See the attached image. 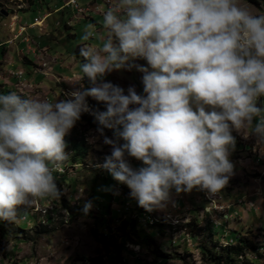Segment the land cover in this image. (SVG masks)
I'll return each instance as SVG.
<instances>
[{
  "label": "clouds",
  "instance_id": "clouds-1",
  "mask_svg": "<svg viewBox=\"0 0 264 264\" xmlns=\"http://www.w3.org/2000/svg\"><path fill=\"white\" fill-rule=\"evenodd\" d=\"M102 23L108 36L99 47L79 48L80 80L95 86L55 103L0 93V218L15 221L20 206L61 196L53 173L69 159L65 137L90 111L89 96L106 104L92 113L111 147L103 167L148 211L165 207L173 190L223 189L234 175L233 131L250 128L264 143V15L239 0H113ZM95 36L90 23L81 39ZM136 58L151 68L136 66L145 95L97 84Z\"/></svg>",
  "mask_w": 264,
  "mask_h": 264
},
{
  "label": "rangeland",
  "instance_id": "rangeland-1",
  "mask_svg": "<svg viewBox=\"0 0 264 264\" xmlns=\"http://www.w3.org/2000/svg\"><path fill=\"white\" fill-rule=\"evenodd\" d=\"M25 1L0 0V45L5 44L0 48V93L16 92L25 98L55 103L70 99L69 93L81 84L85 88L95 86L91 81L86 85L87 77L80 80L83 76L80 66L85 61L80 57L79 48L84 44L99 47L102 38L108 36L102 22L103 12L111 4L106 5L105 0L104 3L103 0H78L81 7L92 3L101 6L99 12L102 13H93L94 10L90 13L91 16L98 15V24L95 25L86 15L67 6V0H38L29 10H24ZM65 3L67 8L48 20L49 30L40 34L31 32L34 37L40 35L37 43L52 48L50 54L43 51L40 63L31 66L25 58L36 62L37 53L40 55L41 52H36V55L29 53L27 46L14 41L15 22L21 19L25 24L33 23L36 17L48 12L50 6L55 9ZM239 3L255 15H264V0H239ZM2 10L8 12V16L2 14ZM70 20L72 29H66L65 25ZM90 23L95 25L96 36L83 41L81 37ZM53 35L57 36L56 39ZM3 51L4 54L1 53ZM130 64V69L114 70L98 78L97 84L110 82L123 88L125 94L129 87H134L137 94L145 95L144 73L136 66L148 67L150 71L151 68L143 58H136ZM19 72L24 75L19 77ZM86 100L90 111L81 114L80 120L65 137L69 159L53 173L61 196L20 206L15 221L0 218V264H130L136 259L132 257L135 254L145 264H217L207 255V250L218 251L217 246L229 245L227 242L234 240L231 235L234 231L241 236H255L258 250H249L244 258L249 264H264V204L261 206L254 200L246 203L249 208L257 210V213L249 212L248 221L244 220L240 209H230L227 204H218L209 212L203 209L184 212L179 205L177 208L172 205L173 196L167 203L172 210L166 205L155 208V216L149 215L151 219L140 216V212L148 210L135 206L138 201L131 196L128 186L116 181L103 167L105 158L111 154V147L103 143V137L97 131L100 125L92 113L106 111V104L90 96ZM257 103L263 107L264 97H260ZM246 131H233V135L242 141L247 136ZM104 135L115 138L112 129L105 128ZM74 143L84 145L85 154L76 152ZM246 143L253 146L251 155L261 156L260 164L264 165V143L257 144L253 135ZM128 159L134 168L143 166L135 158ZM229 160L233 166L236 165L230 157ZM249 176L245 175V178ZM232 190L228 182L216 197L235 204L241 195L231 193ZM204 192L194 189L182 195L189 197L192 207L205 208V203L198 202L200 196L204 198ZM173 193L176 194L174 190ZM86 203L90 208L84 211ZM129 220L138 222V226L129 225ZM192 220L197 224L193 230L195 235L186 227ZM154 222L157 223L152 225ZM244 258L238 264H248Z\"/></svg>",
  "mask_w": 264,
  "mask_h": 264
},
{
  "label": "crops",
  "instance_id": "crops-1",
  "mask_svg": "<svg viewBox=\"0 0 264 264\" xmlns=\"http://www.w3.org/2000/svg\"><path fill=\"white\" fill-rule=\"evenodd\" d=\"M38 0H26L24 3V10H29L31 9L34 4L37 2ZM104 3V0H103ZM66 3L62 6H58L55 9H52L51 6L48 9V12H45L41 17H36L35 21L33 23H29V24H25L22 22L21 19H18L15 24L13 29H15V42L19 41L20 44L24 45L25 47L27 46V50L30 53H35L36 52H41L40 55H38L39 53H37V61L36 62H32L29 58H25L27 63L30 64L31 66H34L38 63H40V59L43 57L42 52L45 51L47 53H51L52 48L48 45H45L44 43H37V38L40 37V33H44L47 29L49 30L51 28V26L48 27L47 23L48 20H50L54 15L60 14L64 9H66L67 7H65ZM90 6V4H89ZM87 6V7H89ZM100 5L96 4V3H92L91 4V11L86 15L88 20H91L95 25L98 24L97 19H98V15L92 16L90 15V13H102L99 12ZM98 7V10H96V8ZM101 7V6H100ZM76 13V12H75ZM18 17V16H17ZM79 19V18H77ZM42 22V26H39L38 24ZM58 24V23H56ZM72 20L68 21L65 25L66 29H72ZM25 29V30H24ZM38 31L39 34L38 36L34 37L32 35L31 32H35ZM47 34V33H46ZM52 36V35H51ZM56 39V35H53ZM14 42V43H15ZM32 44V45H31ZM37 45V48L35 47ZM5 45V44H3ZM48 46V47H47ZM36 48V49H35ZM51 59H54V57H51ZM71 68V67H70ZM36 70V69H35ZM37 70H40V68H38ZM43 71V70H42ZM41 74V72H39ZM62 79V78H61ZM66 79V78H65ZM64 79V80H65ZM70 79V78H68ZM264 107V106H263ZM247 133V136L243 137L244 140L241 141L237 140L236 138V143L234 147H229V157L233 160V162L236 164L234 166V175L231 176L229 182L231 185V188L233 189L231 193L237 194V195H241V199L237 202V203H233L230 201H226L224 202L222 198H218V197H214L211 201H207L204 198H202L201 196L198 198V202L199 203H205L206 206L205 208H196V207H192L189 202H188V196L187 195H182L180 194V196L176 195V194H171V196H173V198H175L172 202V205L175 206V208H177V206L179 205V209L184 212H188L191 211L192 209H203L204 211L209 212L210 208H214V206H217L218 204H227L228 208L233 209V208H238L240 209V214L243 216L244 220L248 221L249 218V212H255L257 213V210L255 209V211L251 208H249L246 203L254 200L257 204L259 205H263L264 204V176H262L261 174L264 173V165L260 164V161L262 159L261 156H252V145L249 143H246L248 141V139L250 138V136H252L251 133V129L247 128V131L245 132ZM251 143V142H250ZM257 144H261V143H257ZM251 156V157H250ZM241 157H243V159H241ZM240 158V159H238ZM246 158V159H245ZM259 158V159H258ZM238 160V161H237ZM245 175H250L248 178H245ZM257 176V177H254ZM201 191V190H200ZM207 193V192H206ZM217 193V192H216ZM204 194V193H203ZM171 209V205H167L166 208ZM172 210V209H171ZM237 229V228H236ZM235 229V230H236ZM233 234L235 235V231L233 232ZM232 235V237H234ZM130 255V254H129ZM131 256V255H130ZM132 257H136L135 260L131 261L130 264H145L143 262V260L141 259H137V254L133 255ZM123 258V262H124V256H122ZM162 262V261H161Z\"/></svg>",
  "mask_w": 264,
  "mask_h": 264
},
{
  "label": "trees",
  "instance_id": "trees-1",
  "mask_svg": "<svg viewBox=\"0 0 264 264\" xmlns=\"http://www.w3.org/2000/svg\"><path fill=\"white\" fill-rule=\"evenodd\" d=\"M250 1H254V0H250ZM1 53L4 54L5 52L3 51ZM87 79H85V82L87 83L86 85H90L89 84L90 80H89V82H87ZM258 106H259V104H258ZM73 147L75 148L76 152H80V153L85 154L84 145L74 143ZM55 173L58 174V172H55ZM54 176L56 177V175H54ZM134 205L139 206L138 203H135ZM103 208H105V207H103ZM106 208H107V210L110 209L109 207H106ZM99 210H101V207H99ZM140 214H141L140 216L147 217V219H149L150 216H155L154 209L152 211H144V212L142 211V212H140ZM132 221L133 220L128 221L129 225H133V226L137 227L138 222L133 223ZM194 221H196V220H192L186 226V227H188L189 232L192 234H194V231H193L194 228L197 227V224L194 223ZM155 223H157V222H154L152 225H155ZM158 223H160V222H158ZM157 225H162V224H157ZM235 233L236 234L234 235V243H232V244L229 243V245H227L225 247L223 245H221V246L219 245V246H217V248H219L218 251L217 250H207L208 254L206 251H204V254L210 255L211 259H213L217 264H238L241 261V259H243L248 254L249 250H258V248L256 246V242H255V236L254 237H252V236H241L237 232H235ZM205 249H207V248H205ZM244 259H245V263H248L247 258H244Z\"/></svg>",
  "mask_w": 264,
  "mask_h": 264
},
{
  "label": "built area",
  "instance_id": "built-area-1",
  "mask_svg": "<svg viewBox=\"0 0 264 264\" xmlns=\"http://www.w3.org/2000/svg\"><path fill=\"white\" fill-rule=\"evenodd\" d=\"M105 1H106V5L112 4V2H110V0H105ZM67 6L73 7L76 10V12L79 14L87 15V13L91 11L90 6L89 7H81L78 0H67ZM96 10H98V7L96 8ZM2 46H3V44L0 45V48ZM17 75L19 77H22L24 74H23V72H19ZM262 176H264V173H262ZM204 196L206 199H208V201L212 202V199L217 196V193L211 194L209 196L208 193L204 192Z\"/></svg>",
  "mask_w": 264,
  "mask_h": 264
},
{
  "label": "bare ground",
  "instance_id": "bare-ground-1",
  "mask_svg": "<svg viewBox=\"0 0 264 264\" xmlns=\"http://www.w3.org/2000/svg\"><path fill=\"white\" fill-rule=\"evenodd\" d=\"M14 19H15V18H14ZM42 24H43V23L40 22L38 25H39V26H42ZM150 219H151V217H150ZM227 243H228V244H229V243H230V244H231V243H234V240H232L231 242H227Z\"/></svg>",
  "mask_w": 264,
  "mask_h": 264
},
{
  "label": "water",
  "instance_id": "water-1",
  "mask_svg": "<svg viewBox=\"0 0 264 264\" xmlns=\"http://www.w3.org/2000/svg\"><path fill=\"white\" fill-rule=\"evenodd\" d=\"M1 13L4 14L5 16H8V12H5L4 10H2Z\"/></svg>",
  "mask_w": 264,
  "mask_h": 264
}]
</instances>
